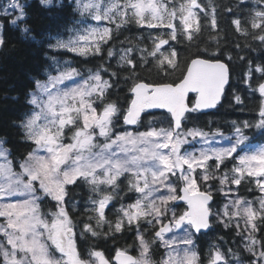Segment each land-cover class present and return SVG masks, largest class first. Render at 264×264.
Instances as JSON below:
<instances>
[{
	"label": "snow or ice",
	"instance_id": "6c2138e0",
	"mask_svg": "<svg viewBox=\"0 0 264 264\" xmlns=\"http://www.w3.org/2000/svg\"><path fill=\"white\" fill-rule=\"evenodd\" d=\"M73 2L75 12L82 18L69 29L72 34L67 40L55 37V43H48L51 52L66 50L79 56L102 54V44L112 38V29L89 28L87 18L91 17L97 23L102 20L114 23V15H120L125 18L120 23H126V18L131 16L141 27L170 30L153 38L150 51L140 50L143 63H149L147 57L151 56L156 69L168 74L169 69L176 71L180 67L179 54L169 40L180 43L183 36L193 42L194 34L200 30L199 18L193 12L194 8L200 7L197 0H187L179 9L172 7L171 10L153 0H125L123 10L114 0H109L108 7L93 0ZM259 2L264 4V0ZM40 3L50 7L52 0H40ZM8 9L13 13L19 11L10 23L28 38L30 27L26 23L20 27V23L27 20L24 6L19 0H8L0 15H13ZM177 20L179 24L175 23ZM211 23L216 29L214 14ZM233 23L238 32L249 35L239 19ZM251 27L259 29L253 33V38L264 44V8L255 11ZM3 43L0 35V46ZM165 45H168V51H162ZM132 51L125 50L121 60L135 69L136 64L128 55ZM108 55L111 57L113 52L109 50ZM211 55L215 56V53ZM48 59L52 61L50 68L55 74L47 70L45 80H35V91L27 98L30 111L15 125L21 130L23 139L35 146L21 161L19 172L8 159L10 152L3 147L4 141L0 140V217L4 218V223H0V236L4 237L0 241V264H157L152 258L153 244L165 249L158 264H199L192 230L195 233L209 230L213 215L228 227L233 217L240 215L241 209L247 218L246 225L251 229L244 248L255 257L248 264H264V242L252 235L259 228L255 222L258 215L264 223V211L257 212L247 202L233 198L222 211L213 213V185L209 183L218 180V190L227 198L232 190L226 188V184L238 186L245 177H252L264 193V146L248 143L249 137L244 131L254 127L264 132V103L259 109V119L254 123L244 121L242 126L234 123L231 137L225 138L219 129L205 131L185 124L189 119L187 113L214 108L220 102L229 81L225 63L197 56L187 63L179 82H134L129 89L130 103L126 110H121L116 103L107 100L113 84L110 78L104 79L100 71L90 72L86 79L78 82L76 78L80 72L77 68L67 61L61 65L52 55H48ZM253 71L260 74L255 88L249 83ZM118 75L116 71L111 72V76ZM244 82L264 97V65H257L253 70L249 62ZM189 93L195 94L192 107L185 102ZM235 99L241 103L239 96ZM148 109H165L170 115L168 126L157 128L150 122L144 131L114 132V121L121 115L124 125H138L141 114ZM66 138L70 142H65ZM223 139L229 141L227 145L210 146L220 144ZM226 161L235 163L230 172L218 175L227 168ZM126 174L128 191L138 195L133 203L121 204L117 210L120 215L113 225L106 220L105 210L118 194L120 178ZM81 183L88 185L97 197H89L92 207L86 211L97 215L88 217L89 222L84 223L81 235L85 239L99 235L91 224L93 219L97 226L108 223L112 235L123 232L125 222L129 226L135 224L139 242L137 257L120 248L115 250L112 259L96 250H89L88 259L81 257L75 239L76 225L66 210L68 186L79 187ZM42 199L54 201L55 211L43 213ZM181 200L187 204V209L177 215L170 205ZM261 210H264V198L261 199ZM169 211H172L171 218ZM142 220L154 230L152 241L146 240L140 231ZM179 231L186 235L178 236ZM229 255L235 264H243L238 253L229 249ZM208 264H229V261L219 247L213 246Z\"/></svg>",
	"mask_w": 264,
	"mask_h": 264
},
{
	"label": "trees",
	"instance_id": "16d2710c",
	"mask_svg": "<svg viewBox=\"0 0 264 264\" xmlns=\"http://www.w3.org/2000/svg\"><path fill=\"white\" fill-rule=\"evenodd\" d=\"M27 14L26 22H21L20 27L26 23L30 29V35L25 38L19 28L13 27L11 19L19 15L13 13L11 16L0 15L1 35L3 37V46H0V139L4 141V147L9 150V160L13 163L15 170H19L21 161L27 154L33 150L34 145L26 142L18 125L20 119L25 113L30 111L27 104L28 94L35 90V80H43L46 76V70L50 66L48 55L68 59L72 67L79 70L80 74L100 71L104 79H109L113 87L109 89L107 100L116 103L121 110H126L130 102V87L134 82H145L148 84L175 83L179 82L182 72H185L189 61L197 56L202 58L218 59L228 66L230 72V81L225 89L221 102L215 110L209 113L192 112L186 114L189 119L185 124L189 128H200L205 131L220 130L223 134H232L234 123L241 125L244 121L254 123L259 119L258 113L264 97H261L258 91H253L259 79L260 74L253 71L249 83L252 88L246 84L245 73L249 70V62L253 70L257 65H264V44L258 39L253 38L254 32L259 29H252L251 20L255 11L264 8L259 0H197L200 7L194 8L193 12L199 18L200 30L194 34V41L189 42L181 36V42L169 40L179 54L180 67L165 74L156 69L152 62V57L148 56L149 63H143L141 60V49L151 50L153 48L152 40L161 34H166L169 29H148L136 24L131 16L127 17L126 23H120L125 19L117 18L114 23L107 22L112 29V38L106 44H102V54L79 56L66 50L51 52L48 49V43L55 42V37L65 38L70 34L69 29L74 25L79 14L75 12L73 0H52L50 7L41 5L40 0H20ZM187 0H164L166 7L171 10L172 7L179 9L180 5ZM203 9V10H201ZM229 9L231 11H229ZM215 15L217 28L212 27V16ZM239 19L241 27L246 28L249 35H242L237 31L233 21ZM120 23V27L117 24ZM179 24V21H175ZM195 22L193 27L195 28ZM182 31V30H181ZM151 34V35H150ZM165 38L167 36L165 35ZM239 45V47H237ZM132 49L131 56L136 64L135 69L125 64L121 57L126 54L125 50ZM111 50L113 55L109 57ZM168 45H165L162 51H168ZM215 53V56L211 54ZM146 55V53H145ZM231 56V59H229ZM244 57L242 60L241 57ZM108 68V71H104ZM116 71L119 75L111 76V72ZM239 96L241 103H237L235 97ZM193 96H189V103L192 104ZM102 109V105L100 106ZM170 117L164 112L147 111L143 112L140 124L134 128L127 127L122 122V115L114 123L116 127L114 132L124 131L125 129L133 131H144L149 127V123L155 126L158 124H167ZM249 137L248 143L264 145V132L256 128L245 129ZM211 163H213L211 161ZM234 161H226L227 168L222 170L229 171ZM69 196L66 197L68 203L66 210L69 213L74 228L75 239L77 241V250L84 258L89 250L101 251L105 257L111 259L117 248L136 253V225H127L125 230L112 235L109 233V224L104 223L97 226L93 219L91 224L99 233L97 237L88 236L87 239L81 235L83 225L88 221V217L96 216L95 212L86 211L89 209V197H92L88 185L83 183L79 187L69 185ZM238 195L243 199L252 200L258 191L253 186L251 179L244 178L238 185ZM42 195V194H41ZM118 197V196H116ZM218 194L213 195L212 207L218 204ZM55 202L50 199L40 201L41 211L51 213L55 211ZM177 208L175 213L182 214L186 208L184 204H174ZM114 206V205H113ZM118 216L106 212V220L115 224ZM214 220V217H211ZM259 229L255 237L258 241L264 242V223L258 217ZM143 226V225H142ZM145 229V228H144ZM145 239L152 241L154 236L153 228L143 231ZM105 233H108L105 236ZM197 251L202 264L209 260L210 249L213 246H220L222 252L229 255L231 252L238 253L240 260L250 257L249 253L243 251L241 245V232L236 233V228L222 226L221 223L213 221L212 227L208 233L200 234L195 238ZM54 251V249H53ZM152 253L154 261L162 257V249L158 244H153ZM56 255H59L56 253Z\"/></svg>",
	"mask_w": 264,
	"mask_h": 264
},
{
	"label": "rangeland",
	"instance_id": "374dc122",
	"mask_svg": "<svg viewBox=\"0 0 264 264\" xmlns=\"http://www.w3.org/2000/svg\"><path fill=\"white\" fill-rule=\"evenodd\" d=\"M85 2H88V0H85ZM93 2H95V3H100V4H102L104 7H108V5H109V0H93ZM114 2H117V3H119L120 5H121V10H123L122 9V5H123V3L125 2V0H114ZM153 2H155V3H158V4H163V5H165V3H164V0H153ZM7 3H8V0H0V13H2L3 12V9L5 8V6L7 5ZM19 3L21 4V5H23L22 4V2L19 0ZM166 6V5H165ZM8 11L10 12V13H13V10L12 9H8ZM14 13H17V14H19V11L17 10V11H15ZM82 17L79 15V17L75 20V22L77 21V20H80ZM117 18H122V16H120V15H114V17H113V19H114V21L117 19ZM107 20H102V21H100L99 23H97L96 21H94V20H92L91 19V17H88L87 18V23H88V27L89 28H91V27H100V28H103V27H109L108 26V24H107ZM75 26V23H74V25L73 26H71V28H73ZM70 28V29H71ZM81 30H83V29H81ZM72 33H70L69 35H71ZM0 35H1V23H0ZM69 35L67 36V37H65V38H62V39H65V40H67L68 39V37H69ZM53 43H55V42H53ZM56 57V56H55ZM56 59L57 60H59L60 62H61V65H63L64 64V62L65 61H67V62H69V60L68 59H64V58H59V57H56ZM52 64V61L50 60V65ZM47 70H50V71H52L53 72V74H55V70L54 69H52V68H50V66H49V68H47ZM46 70V71H47ZM90 73V72H89ZM89 73H87V74H85L84 76H82L81 74H80V76L79 77H77L76 79H77V81L79 82V81H81L82 79H86L87 77H88V75H89ZM93 73H95V72H93ZM45 76H46V74H45ZM47 77H45L43 80H45ZM35 91V90H34ZM168 126V124H158V126H156L157 128H159V127H167ZM127 130H129V129H127ZM66 131H67V129H66ZM129 131H133V130H129ZM138 131H141V130H138ZM120 132H123V131H120ZM120 132H117V133H120ZM70 135H71V133L69 132V137H70ZM223 136L225 137V138H227V137H231L232 136V134H223ZM190 139V138H189ZM1 140V139H0ZM65 142H70L67 138H66V141ZM228 140L227 139H223V140H221L220 141V144H212V145H210V146H214V147H219L220 145H227L228 144ZM252 145H255V146H264V145H259V144H252ZM3 147H4V145H3ZM200 146L199 145H197V148H199ZM5 148V147H4ZM9 159V158H8ZM210 163H211V161H210ZM234 163H235V161H234ZM233 163V164H234ZM20 171V168H19V170L17 171V172H19ZM224 171H226V170H222V172L221 173H218V175H222L223 174V172ZM229 172H230V170H229ZM126 176H127V174L125 175V176H122L121 178H120V180H121V184H120V188H119V190H118V194L116 195V196H118V197H115L111 202H110V204H109V206L106 208V212H107V210H108V213L110 214V215H113V212L114 213H116V215L117 216H119L120 215V213H118V209L121 207V204L123 203L125 206L127 205V204H130V203H133L134 201H135V199H136V197H137V193H134V192H129L128 191V188H127V184H128V180H127V178H126ZM245 178H247V179H251V181L253 182V186L255 187V189L258 191V194L252 199V200H250V199H243V198H241L239 195H238V186L237 185H234V184H231V183H228V184H226V188H230L232 191L229 193V196L226 198L218 189H219V187H220V185H219V182H218V180H212V181H210L209 183H211L212 185H213V188H212V191H213V195L214 194H218V196H219V201H218V204L215 206V207H213V213H215L217 210H223V208H224V205L226 204V203H228L231 199H233V198H239L242 202H247V204H249V205H251L252 207H253V209L254 210H256L257 212H261V211H264V210H261V199L262 198H264V193H262L260 190H259V187H258V185H257V183H256V179L255 178H252V177H245ZM172 179L173 180H175L176 178L175 177H172ZM37 187H38V184H37ZM88 189H89V186H88ZM90 191V190H89ZM105 191H107V188L105 187ZM91 192V191H90ZM91 194H92V197L93 198H97L96 197V194L95 193H93V192H91ZM177 202V201H176ZM89 205H90V207H89V209L92 207V205H91V203L89 202ZM114 205V206H113ZM170 208L171 209H173L174 211H176V206L174 205V202L170 205ZM233 211H235V209H232ZM45 214H48V213H45ZM171 216H172V211H169L168 212V217L169 218H171ZM213 217H214V220L213 219H211V222L213 223V221H215V222H217V223H220L219 221H218V219H217V217H216V215H213ZM258 217H260L259 215L257 216V218ZM257 218H256V223L259 225V221L257 220ZM261 218V217H260ZM246 216H245V214H244V212H243V209H241L240 210V215L239 216H236V217H233V222L231 223L235 228H236V233L237 234H239V231L241 232V239H242V241H241V245L243 246V248H244V244L247 242V237L249 236V233H250V231H251V229L250 228H248L247 227V225H246ZM0 223H4V218H2V217H0ZM126 223V222H125ZM140 224H141V227H140V231L144 234V230L146 229V230H148V231H150V229H152V227L151 226H149V225H147V224H145L144 222H143V220L140 222ZM134 225V224H133ZM143 225V226H142ZM221 225L222 226H225L224 224H222L221 223ZM6 226V225H5ZM158 227V226H157ZM145 228V229H144ZM259 229V228H258ZM257 232H258V230L255 232V233H252V235H256L257 234ZM192 233H193V231H192ZM177 235L178 236H184V235H186V233L185 232H182V231H179V232H177ZM144 236H145V234H144ZM256 238V237H255ZM137 239V238H136ZM193 239H194V250L198 253V251H197V244L195 243V236H194V233H193ZM257 239V238H256ZM4 240V237L3 236H0V241H3ZM5 243H6V241H5ZM138 241H137V250H136V257L139 255V251H138ZM181 248H183L184 246L183 245H181L180 246ZM217 247H219L220 248V250L222 251V248L220 247V246H217ZM158 248L159 249H162V257L164 256V253H165V249L163 248V247H160L159 245H158ZM243 251H245L246 253H248L246 250H245V248L243 249ZM259 251V245H257V252ZM225 256L227 257V259H228V261H229V264H235V260L233 259V257L232 256H227L226 254H225ZM162 257H160L159 258V260L158 261H156L157 262V264H158V262L161 260V258ZM89 258V256H88V254L83 258V259H88ZM152 258H153V260H154V256H153V253H152ZM253 259H255V257H253V256H250V257H246L245 258V260H241L242 262H243V264H248V262L249 261H251V260H253ZM199 264H202V261H201V258H199ZM205 264H208V261L205 263Z\"/></svg>",
	"mask_w": 264,
	"mask_h": 264
},
{
	"label": "water",
	"instance_id": "95a60500",
	"mask_svg": "<svg viewBox=\"0 0 264 264\" xmlns=\"http://www.w3.org/2000/svg\"><path fill=\"white\" fill-rule=\"evenodd\" d=\"M196 58V57H195ZM202 58V57H201ZM220 61V60H219ZM220 62H223V61H220ZM189 63H190V61H189ZM224 63V62H223ZM226 64V63H225ZM227 66V65H226ZM228 67V66H227ZM186 71V70H185ZM229 79H230V74H229ZM228 84H229V81H228V83L225 85V89L227 88V86H228ZM225 92V91H224ZM190 95H193L194 96V98H193V104H194V101H195V94L194 93H189L188 94V97L186 98V104H188V106L189 107H192V105H190L189 104V102H188V100H189V96ZM223 95H224V93H223ZM223 95H222V97H223ZM222 97H221V99H220V102H221V100H222ZM219 102V103H220ZM130 103V102H129ZM218 103V104H219ZM218 104L216 105V107L218 106ZM216 107H214V108H210V109H202V110H200V111H197V112H199V113H203V114H205V113H209V112H211V111H213V110H215V108ZM148 111H154V112H164V113H167L166 112V110L165 109H148ZM143 114V113H142ZM142 114H141V116H142ZM168 114V113H167ZM169 115V114H168ZM170 116V115H169ZM122 121H123V118H122ZM126 126H128V127H135L136 125H126ZM178 202H184V201H178ZM185 203V202H184ZM187 205V204H186ZM210 230V229H209ZM209 230H201V233H195L194 232V230H193V233L195 234V235H199V234H205V233H208L209 232ZM128 254L129 255H132L133 257H136L133 253H131V252H128ZM115 255V254H114ZM114 257V256H113Z\"/></svg>",
	"mask_w": 264,
	"mask_h": 264
},
{
	"label": "bare ground",
	"instance_id": "6f19581e",
	"mask_svg": "<svg viewBox=\"0 0 264 264\" xmlns=\"http://www.w3.org/2000/svg\"><path fill=\"white\" fill-rule=\"evenodd\" d=\"M114 256V255H113Z\"/></svg>",
	"mask_w": 264,
	"mask_h": 264
}]
</instances>
